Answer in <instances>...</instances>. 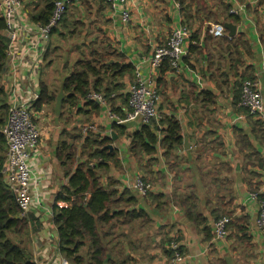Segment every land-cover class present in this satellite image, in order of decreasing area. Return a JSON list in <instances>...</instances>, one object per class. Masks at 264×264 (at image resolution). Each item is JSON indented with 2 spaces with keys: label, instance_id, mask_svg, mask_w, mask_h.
I'll use <instances>...</instances> for the list:
<instances>
[{
  "label": "crops",
  "instance_id": "crops-1",
  "mask_svg": "<svg viewBox=\"0 0 264 264\" xmlns=\"http://www.w3.org/2000/svg\"><path fill=\"white\" fill-rule=\"evenodd\" d=\"M224 1L233 8L232 0ZM235 1L247 6L241 15H236L242 18V22L237 25L234 38L242 43L232 46L230 53L224 52L223 47L213 45L223 39L213 37V41L200 44L198 54H191L190 42L179 69L169 73L174 88L170 93L173 95L171 106L164 110L161 106L160 113L161 116H174L182 123L185 135L183 149L172 152L169 158L160 152L156 162L150 164V160H154L151 157L130 155L124 137L113 145L118 150L121 168H112L102 182L108 186L109 179H112L118 183L120 192L129 189L139 201L138 209H144L150 220L135 221L118 233L123 237L110 243L109 264H167L169 258L164 249L168 243L165 241L174 236L180 239L185 264H264V234L257 223L260 206L251 198L256 192H260L261 198L264 196V127L258 131V119L247 117L233 103L234 83L240 82L243 76L255 78L264 95V0L263 5H259V0ZM215 3L219 2L214 0L211 5ZM34 4L39 7L40 0H34L32 6L26 0L27 12H22L16 20L21 37L18 57L24 60L8 58L2 75L1 83L9 106L16 96L20 100L33 98L36 94L39 96L42 81L46 83L44 71L51 44L49 47L43 44L39 50L33 48L38 25L32 22L29 14L36 8ZM176 4L175 0L129 3L132 19L126 25L120 12L113 11L106 2L101 5L100 0H81L69 7L67 19L75 18L85 26L88 22L94 23L98 25L96 29L102 26L99 21L105 19L107 26H102V30L110 41H107L110 44L108 49L115 50L118 56L125 55L127 62L134 66L140 64L149 77L148 60L154 48L166 45L173 30L183 25L182 10L177 9ZM88 6L92 7L90 11ZM227 38L232 39L229 33ZM227 45L225 43L224 47ZM187 57L189 61L186 62ZM221 64L224 73L231 74L227 83L219 75ZM37 65L40 66L38 71L35 70ZM46 84L55 91L51 77ZM205 91L216 96L210 106H205L202 100V92ZM55 105L36 111L41 138L30 160L32 193L40 203L34 202L29 215L33 225L25 246L38 264H62L63 259L58 248L57 229L50 215L56 196L67 184L63 168L56 158L62 137L66 138L63 134L74 129L82 131L85 127L80 124L82 119L102 127L107 135H111L112 126L105 108L100 105L99 114H94L92 107L82 104L73 111L66 105L62 107V117L56 115ZM80 109H83L82 113ZM72 112L73 118H70ZM242 136L249 137L250 150L241 149ZM185 139H188L187 145ZM139 175L154 185L152 194L166 197V203L161 202L160 208H157L159 201H150L132 189ZM193 194L197 196L196 212L207 220L201 227L195 226L178 205L181 197ZM219 215H230L234 221L225 241L215 239L214 226ZM208 228L212 231L211 241H207L204 232Z\"/></svg>",
  "mask_w": 264,
  "mask_h": 264
},
{
  "label": "trees",
  "instance_id": "trees-1",
  "mask_svg": "<svg viewBox=\"0 0 264 264\" xmlns=\"http://www.w3.org/2000/svg\"><path fill=\"white\" fill-rule=\"evenodd\" d=\"M58 0H40L41 5L30 11L32 22L47 26L51 20L54 4ZM182 10V24L193 30L190 52L198 54L201 50V43L207 44L214 38L210 33L211 24L232 23L236 26L242 22L240 16L231 14L232 6L226 4L224 0H217L219 3L211 5L214 0H175ZM32 6L34 0H30ZM101 5L105 3L100 0ZM259 5H263V0H259ZM92 7L88 6V11ZM211 23V24H210ZM67 25V24H66ZM63 27L67 29V26ZM6 22L0 17V264H37L32 255L28 252L25 239H29L32 219L22 218L19 204L15 195L11 191L7 178L3 173L7 145L3 134V129L7 124L9 116L8 96L2 86V75L7 64L8 39L6 37ZM63 36L55 29L52 36ZM51 36V37H52ZM236 38H226L214 42V46L223 47L224 52H231L232 46L237 47L242 41ZM228 43L226 47L224 44ZM103 53V54H102ZM99 52L93 50L88 58H81L75 62L69 76L63 81L64 94L66 98L63 107L66 105L73 110L79 109L80 104L85 107H92L94 114H99L100 106L97 102L88 101L87 97L92 92L102 93L112 112L124 118V108L128 109V96L124 95L125 84L134 82L136 69L132 63L127 62V57L123 54L118 56L111 48L107 51ZM47 54V59L48 56ZM114 62L111 63V61ZM189 61V57L186 58ZM238 62V61H237ZM53 61L49 64L51 65ZM224 66V65H223ZM219 68V75L223 77L224 83L229 81L231 74ZM172 67L169 61H164L160 68L158 78V90L162 97L169 96L173 91L172 78L169 73ZM238 71L236 77H238ZM255 81V78L243 76L240 82L234 84L233 103L237 107L241 100V82L243 80ZM58 90L53 91L48 84L42 81L39 99L35 103V111H42L45 106L54 105L58 96ZM216 96L210 91L202 92V100L205 106H210L215 102ZM172 101V99H171ZM170 101V103H171ZM247 117L254 116L249 110L239 107ZM83 109H80V113ZM63 116V113L60 117ZM73 118V112L70 114ZM258 131L263 130L264 122L257 120ZM131 125L112 124V134L89 133L84 136L78 129L71 133L65 132L58 149L56 158L64 171L67 184L56 196L53 206V222L57 229L59 250L62 256L70 264H104L107 252L110 250V243L113 240L121 239L119 232L138 220H150V215L144 209H138V199L129 190L120 192L118 183L109 179L108 186H104L102 179L112 168L120 169L118 150L113 146L118 140L127 136L130 139L129 153L135 158L151 157L150 164L156 162V156L162 155L169 158L172 152L183 149L184 130L182 123L174 116H162L159 124L142 125L138 130L130 133ZM117 139H115V137ZM241 149H251L249 137L242 136ZM257 152V151H255ZM263 198V199H262ZM260 195V200L264 202V196ZM147 199L166 203L164 195L150 194ZM197 196L195 194L181 197L178 205L185 210L186 216L197 227L206 225L207 220L201 213L196 212ZM65 203L67 207L59 208L58 203ZM229 218L228 231L233 227V219L230 215L216 216L215 222L222 218ZM207 234V241L213 239L211 228L204 230ZM244 232V231H243ZM245 235V234H243ZM176 240L178 249L171 248V243ZM168 247L165 253L169 259L174 257L175 252L184 255L180 246V239L176 236L166 239ZM86 251V253H85Z\"/></svg>",
  "mask_w": 264,
  "mask_h": 264
},
{
  "label": "built area",
  "instance_id": "built-area-1",
  "mask_svg": "<svg viewBox=\"0 0 264 264\" xmlns=\"http://www.w3.org/2000/svg\"><path fill=\"white\" fill-rule=\"evenodd\" d=\"M81 0H58L54 4V11L51 20L47 26L38 25L36 41L33 48L40 49L41 45L48 46L51 35L60 23L64 20L65 15L71 5L80 3ZM109 4L113 11L120 12L122 20L129 25L132 19L129 3L137 0H104ZM234 6L231 13L241 15L247 6L232 0ZM177 9L180 5L176 4ZM26 0H0V17L6 22V37L8 39L7 60L18 59V48L20 35L18 32L17 18L23 12H27ZM211 35L215 39H225L228 37V31L224 24H211ZM192 38V30L184 25L176 27L172 36L166 45H157L148 60L150 67V76H146L142 71L141 65L135 66L136 74L134 82H129L124 90V95L128 96V109L124 108V118L111 111L107 99L102 93L92 92L87 99L91 102H97L105 108L106 116L111 124L125 125L130 124L129 132L138 130L142 125L155 122L159 124L162 116L160 108L163 104L162 96L159 93L157 84L160 68L164 61H169L172 71H177L180 62L188 53L189 43ZM40 55L42 52L39 51ZM20 60H24L19 58ZM39 65L35 70H39ZM39 99L38 94L33 98L20 100L17 96L10 104L9 116L3 134L6 140L7 152L6 162L3 173L7 178L8 185L15 195L19 204L22 218H29L34 202L40 203L39 198L32 193L33 170L30 163L32 153H34L41 138L40 127L36 121V111L34 110L35 101ZM239 107L249 110V112L258 120L264 121V95L259 82L245 80L241 84V100ZM134 126V127H132ZM97 124L86 125L82 129L84 136L89 133H96ZM99 133V132H98ZM112 134V130L109 131ZM126 147H130V139L124 136ZM132 189L140 196L147 198L154 192V185L145 180L142 176H137ZM251 198L258 201L260 206L258 228L264 234V202L260 200V192L253 193ZM59 208L67 207L65 203H58ZM53 218V212L50 213ZM230 219L225 217L218 220L214 226L215 239L225 241L228 237V225ZM179 244L176 241L171 243V248L178 249ZM59 248V247H58ZM62 264L70 262L62 257ZM36 262V261H35ZM38 264V261L36 262ZM186 257L179 252H175L174 257L168 259L167 264H185Z\"/></svg>",
  "mask_w": 264,
  "mask_h": 264
},
{
  "label": "rangeland",
  "instance_id": "rangeland-1",
  "mask_svg": "<svg viewBox=\"0 0 264 264\" xmlns=\"http://www.w3.org/2000/svg\"><path fill=\"white\" fill-rule=\"evenodd\" d=\"M29 7L31 6L29 5ZM68 12L64 17V20L57 28V33L60 31L64 33L63 37L57 35L53 37L54 39L52 37L50 38V42L48 44V47L51 44V48L49 51L50 55L46 60L44 71V80L46 81V83L51 77L55 86L54 90H58L59 92L61 86L63 85V81L67 76H69L72 71L71 69L73 68V65L77 60L84 57H90L91 52L96 48L102 51L110 47V44L107 42L109 40L105 37V34L102 30V26H107V22L105 21V19L99 21L102 26L99 29H96L98 25L96 26L94 25V23L91 24V22H88L85 26V24H82L81 21L75 18H70V20H68ZM75 21L78 23H75ZM64 25L67 26V30H65V28L63 27ZM51 61H53V63L49 65V62ZM172 97L173 95L162 97V110H164L165 107L171 106L170 101ZM89 123L90 122L88 121H83V119L82 122H80L82 126L89 125ZM101 131L104 132L105 130H103V128L99 126L95 134H97L98 132L102 133Z\"/></svg>",
  "mask_w": 264,
  "mask_h": 264
},
{
  "label": "water",
  "instance_id": "water-1",
  "mask_svg": "<svg viewBox=\"0 0 264 264\" xmlns=\"http://www.w3.org/2000/svg\"><path fill=\"white\" fill-rule=\"evenodd\" d=\"M224 25H225L228 33H229V37L230 38L236 37L238 27L232 23H226ZM228 69H229V67H228ZM65 98H66V95L64 94V88L62 86L60 89V92L57 96L56 105H55V113L58 117H60L62 114V107H63V102H64ZM114 137H115V139H117L116 136H114ZM185 144L186 145L188 144V139H185ZM110 148L113 150L114 146H110ZM110 260H111V256H110L109 252H107V258H106L104 264H109Z\"/></svg>",
  "mask_w": 264,
  "mask_h": 264
}]
</instances>
